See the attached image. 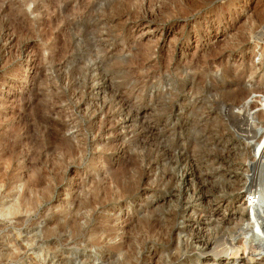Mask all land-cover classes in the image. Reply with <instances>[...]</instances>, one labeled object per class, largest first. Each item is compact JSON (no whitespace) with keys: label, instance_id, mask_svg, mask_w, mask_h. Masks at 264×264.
<instances>
[{"label":"rangeland","instance_id":"obj_1","mask_svg":"<svg viewBox=\"0 0 264 264\" xmlns=\"http://www.w3.org/2000/svg\"><path fill=\"white\" fill-rule=\"evenodd\" d=\"M263 31L264 0H0V264H264Z\"/></svg>","mask_w":264,"mask_h":264},{"label":"bare ground","instance_id":"obj_2","mask_svg":"<svg viewBox=\"0 0 264 264\" xmlns=\"http://www.w3.org/2000/svg\"><path fill=\"white\" fill-rule=\"evenodd\" d=\"M258 5V4H257ZM263 10V9H262ZM259 13V12H258ZM262 27V26H261ZM264 32V31H263ZM256 33V32H255ZM252 34H254V33H252ZM259 34V33H258ZM264 35V34H263ZM256 37V36H255ZM261 37V36H260ZM260 37H259V39H260ZM262 38V37H261ZM255 39H257V38H255ZM263 39H264V36H263ZM260 41V40H259ZM262 42V41H261ZM260 42V43H261ZM259 43V42H258ZM264 45V44H263ZM259 46V45H258ZM262 46V45H261ZM262 48H264V47H262ZM262 50H264V49H262ZM236 85V84H235ZM238 85H240V84H238ZM233 88V87H232ZM252 88V87H251ZM234 89V88H233ZM255 90H256V88H255ZM264 90V89H263ZM256 92V91H255ZM260 92V91H259ZM239 93V92H238ZM242 93V92H241ZM257 93V92H256ZM263 94H264V92H262ZM248 94V93H247ZM246 97V96H245ZM247 99V98H246ZM238 104V103H237ZM243 105V104H242ZM251 105H253V104H251L250 102H247V104H245V105H243V107H244V110H246L245 111V113L243 112V114L244 115H246V113L247 112H249V115H248V113H247V116L249 117V116H251L250 115V109H251V107L253 108L254 106H251ZM242 114V113H241ZM258 114H260V113H258ZM231 115H232V113H231ZM239 115V114H238ZM262 115V114H261ZM254 116V115H253ZM263 117H264V114L262 115ZM241 117H242V115H241ZM255 117V116H254ZM254 117H252V118H254ZM258 117H260V116H258ZM238 118V117H237ZM245 118H246V116H245ZM257 118V117H256ZM249 120V119H248ZM260 120H261V118H260ZM249 122V121H248ZM250 126H253V125H250ZM255 134V133H254ZM259 136V135H258ZM257 140H258V138H257ZM257 144H256V148H255V155H254V161L255 162H253L254 164H258L260 167H264V133H262V135H261V139L259 140V141H257L256 142ZM261 176V175H260ZM260 179H261V181H262V178L260 177ZM264 180V179H263ZM235 183V182H234ZM261 183V182H260ZM241 184V183H240ZM260 190V192L259 193H261V195L263 194V196H264V184H263V186H262V189H259ZM258 190V191H259ZM258 192L257 193H255L257 196H258V194H259ZM251 197L253 198V199H250V197H248L245 201H244V204L242 205L241 203L238 205V208H237V210H244V211H246L247 209H250V206H251V208L253 207H256V206H254L255 205V202L257 201H255V197L256 196H254V194L253 195H251ZM259 197V196H258ZM257 198V197H256ZM262 200V199H261ZM264 200V199H263ZM17 205H15L14 207H10V208H8V209H4L3 210V216L5 217V216H8V214H16V212H18L19 211V209L20 208H18V207H16ZM253 210H255V209H253ZM19 213V212H18ZM251 213H255L254 211L252 212L251 211ZM260 213V212H259ZM256 214V213H255ZM237 217H236V220H239V221H241V222H245L246 221V219H245V215L244 214H240L239 216H238V214L236 213L235 214ZM253 215V214H252ZM256 217V216H255ZM255 217H253V218H255ZM262 217V216H261ZM234 218V217H233ZM253 218H251L250 216H249V218H247V221H250V222H252L253 220ZM260 221V220H259ZM263 221V220H262ZM260 223V222H259ZM262 223V222H261ZM241 224H243V223H241ZM263 224V223H262ZM260 225V224H259ZM256 226V225H255ZM257 227V226H256ZM259 227V226H258ZM261 227V226H260ZM264 229V228H263ZM259 231V230H258ZM242 243V242H241ZM208 244V243H207ZM210 244V243H209ZM232 245V244H231ZM208 246V245H207ZM241 249L244 251V253H245V255H247V253H249V255L250 254H252V253H254V249L255 248H253V249H251V248H248L247 246H245L244 244L242 245H240V246H237V245H234L233 244V246L231 247V251H233V253H231V254H234V255H237L238 256V254L240 253V251H241ZM262 249V248H261ZM252 250H254V251H252ZM250 251V252H249ZM258 252V251H257ZM248 255V257L249 258H246V262L247 263H251L252 262V260L254 259V257L253 256H249Z\"/></svg>","mask_w":264,"mask_h":264},{"label":"built area","instance_id":"obj_3","mask_svg":"<svg viewBox=\"0 0 264 264\" xmlns=\"http://www.w3.org/2000/svg\"><path fill=\"white\" fill-rule=\"evenodd\" d=\"M249 197H250V199H253V198L251 197V195H249Z\"/></svg>","mask_w":264,"mask_h":264}]
</instances>
